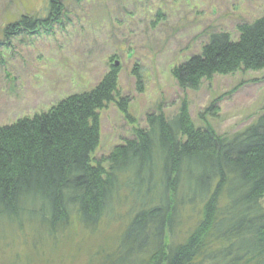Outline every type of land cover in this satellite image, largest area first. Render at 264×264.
I'll list each match as a JSON object with an SVG mask.
<instances>
[{"label":"trees","instance_id":"1","mask_svg":"<svg viewBox=\"0 0 264 264\" xmlns=\"http://www.w3.org/2000/svg\"><path fill=\"white\" fill-rule=\"evenodd\" d=\"M62 9L50 0L46 17L21 16L4 27L3 44L48 29ZM237 31L235 39L209 32L199 52L172 68L177 85L194 90L215 74L264 68V12ZM118 70L113 65L90 89L0 126V225L43 227L54 236L76 216L93 229L125 190L129 219L116 264H135L150 249L147 264H264V113L218 134L208 123L195 127L182 100L171 116L148 114L145 128L93 161L100 111L112 103L131 120ZM131 72L141 88L137 63ZM185 209L196 211L197 222L172 244Z\"/></svg>","mask_w":264,"mask_h":264},{"label":"rangeland","instance_id":"2","mask_svg":"<svg viewBox=\"0 0 264 264\" xmlns=\"http://www.w3.org/2000/svg\"><path fill=\"white\" fill-rule=\"evenodd\" d=\"M58 1L63 9L56 23L21 33L5 45L4 27L21 16L46 17L50 0H0V126L90 89L114 61L131 120L112 103L100 111L93 161L130 139L133 128H145L148 114L160 109L171 116L182 100L195 127L208 123L218 134L237 132L264 113V68L215 74L194 90H182L171 74L200 51L209 32L227 31L235 39L240 23L264 12V0ZM135 63L141 88L131 72ZM124 194L121 190L93 229L84 228L76 216L54 236L43 227L0 225V264H116L129 219L130 199ZM196 222V211L185 209L168 241H181ZM151 252L136 256L135 264H147Z\"/></svg>","mask_w":264,"mask_h":264},{"label":"water","instance_id":"3","mask_svg":"<svg viewBox=\"0 0 264 264\" xmlns=\"http://www.w3.org/2000/svg\"><path fill=\"white\" fill-rule=\"evenodd\" d=\"M118 64V62L117 61H114V66H116Z\"/></svg>","mask_w":264,"mask_h":264}]
</instances>
